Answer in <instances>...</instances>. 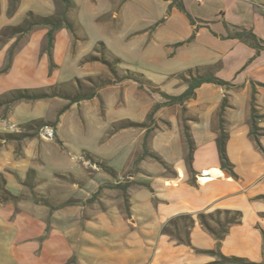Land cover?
<instances>
[{"label":"crops","instance_id":"0c3cea01","mask_svg":"<svg viewBox=\"0 0 264 264\" xmlns=\"http://www.w3.org/2000/svg\"><path fill=\"white\" fill-rule=\"evenodd\" d=\"M72 1L78 11L83 4L94 16L106 12L118 19L131 0ZM148 1L156 10L155 18L141 31L145 34L141 47L155 51L148 56L153 66L139 62L142 67L131 71L146 77L158 91L148 92L137 82L124 80L104 85L93 98L70 107L91 100L102 104V93L111 96L109 91L116 89L121 104L133 111L122 120L141 123L156 103L164 101L161 92L179 95L186 89L176 76L188 69L210 70L230 85L204 83L193 98L159 107L149 126L121 128L111 134L130 147L120 171L106 164L107 156L81 148L77 172L58 175L70 178L71 190L58 179L47 185L50 178L42 168L49 157L61 163L60 154L67 149L59 135L64 112L54 127L50 125L65 99L0 105V195L4 189L16 197L0 199V264H211L219 260L218 254L264 262V47L257 52L227 37L226 28L251 29L264 42V0H181L193 23L170 6L171 0ZM7 9L8 0H0V30L20 25L28 12L52 15L56 4L54 0H19L12 16ZM47 32V26H35L1 40L0 96L16 89L49 92L57 83V68L61 58L72 52L73 38L65 27L55 32L52 59L57 67L49 74L48 55L42 52ZM180 42L185 43L174 46ZM9 51L10 66L3 71ZM84 67L86 76L106 72L95 62ZM253 89L259 115L256 137L250 127ZM224 97L228 104L222 116L225 151L233 174L221 167L216 143ZM30 121L45 125L29 128ZM183 121L194 145L191 169L185 160ZM45 128L52 130L51 138L42 136ZM144 137L149 151L168 169L150 157L139 159ZM225 211L239 212L240 218L227 225L218 245L198 215L212 214L207 220L216 228V220L223 223L232 217ZM180 215L193 219L187 229L189 244L176 239L184 236L182 222L175 225L178 232L175 226H171L173 234L163 230Z\"/></svg>","mask_w":264,"mask_h":264},{"label":"rangeland","instance_id":"374dc122","mask_svg":"<svg viewBox=\"0 0 264 264\" xmlns=\"http://www.w3.org/2000/svg\"><path fill=\"white\" fill-rule=\"evenodd\" d=\"M102 6H104V2L102 5H99V8ZM80 9V11L77 9V11H69L67 14L69 20L76 27L78 40L74 42L73 39L72 52L64 55L63 59L61 58L59 67L57 68L56 84L71 81L70 87L62 88L66 94L87 93L92 86L111 78L108 68L100 62L95 63L104 66L106 72L95 76H86L88 68L84 67V64L94 62H84L83 57L92 53L94 46L99 41L104 43L109 59L112 60L114 57L120 58L121 62L116 65L119 75H123L126 69H130V71L139 70L142 67L139 65V62L153 66L148 56L155 51L146 52L141 47L145 38V34L141 31L150 26L155 18L153 14L156 10L148 0H144L142 3L131 0L122 8L118 19H113L110 16L111 14L106 12H96L97 14L94 16L88 12V9L83 4ZM134 32L139 33L134 34ZM136 74L148 92L158 91L156 85L150 80L139 73ZM75 78L80 80V87L75 82ZM89 78L92 79V82L88 81ZM176 79L182 81L179 76H176ZM52 88L50 87L49 92L54 90ZM109 92L112 94L111 96L107 92L102 93L104 97L103 102L101 101L102 104L100 100L86 101L79 106L73 105L60 116L61 126L59 135L63 139L67 149L64 153L60 154L61 163H57L49 157L42 165L43 170L50 178L48 182L46 181L47 185L55 184V181L53 182L51 179L56 181L58 179L62 183L64 181L71 190L70 178L68 180L63 179L58 177V175L68 177L69 171L77 172L81 164V158L79 157L81 148H87L97 155L107 156L108 161H106V164L120 171L119 168L123 166L130 147L127 143L120 140L119 137H111V134L121 129L117 128L118 124L128 121L122 119L126 118L133 111L130 106L121 104L119 93L116 89ZM143 122L146 123V126H149L152 118L147 121L146 116ZM101 164L96 163V165L103 169L108 168L105 164ZM106 174L110 176V173L107 171Z\"/></svg>","mask_w":264,"mask_h":264},{"label":"trees","instance_id":"16d2710c","mask_svg":"<svg viewBox=\"0 0 264 264\" xmlns=\"http://www.w3.org/2000/svg\"><path fill=\"white\" fill-rule=\"evenodd\" d=\"M56 4V11L54 14L49 15V16H36L32 12H28L26 14V18L24 21L17 26H7L4 27L0 30V42L2 39L5 37H11L15 34H20V33H27L30 31L33 27L35 26H47L48 27V32L46 34V40L45 43L42 47V52L46 53L48 55V60H49V74L52 73L54 69H56V64L54 63L52 59V48H53V42H54V34L57 30H59L61 27H65L70 34L72 35L74 42L75 40H78V36L76 33V27L75 25L69 20L67 17V14L69 11L76 10L77 6L72 0H54ZM19 0H8V9H7V15L12 16L18 7ZM176 6L181 12H183L188 19L193 23L192 17L186 12L185 7L183 5V2L181 0H171V5L170 6ZM60 7V8H59ZM226 28L228 29V34L227 37L230 38H236L251 47L255 48L256 51L258 52L261 48L264 47V42L260 40L259 38L256 37V35L252 32L251 29H246V28H239V27H229L226 25ZM193 36H191L188 40L185 42L191 41ZM185 42H180L175 44V47L183 45ZM12 59V51H9L7 59H6V64L3 68V71L8 69L10 66V62ZM84 62H100L104 64L110 74L111 78L105 80L104 82H100L98 85L92 86L90 91L87 93H77L75 95H68L65 93V91L62 89L63 87H70L71 86V81H66L60 84H54L51 88L54 89L50 92H44L40 90H34V89H16L13 91H10L6 94H3L0 96V105H5L8 107L9 105L13 104L16 101L19 100H37V99H43V98H52V97H60L63 98L67 101V103L59 108L56 112V117L55 119L50 123L53 127L58 123L59 121V116L65 112L69 107L74 104L78 103L82 100H88L96 96L97 94V89L101 86L104 85H109L113 83H119L124 80H132L134 82H137L140 87L143 86L141 83L138 75L130 71L128 69L125 70L123 75H119L117 72L116 65L121 62L120 58L114 57L109 59L107 57V49L102 41H99L96 43V45L93 48L92 53H89L83 57ZM195 71V73H193ZM179 78L182 79V81L186 85V89L179 95H169L164 92H161L160 95L164 99L163 102L156 103L151 111L147 115V121L151 120L153 114L156 112V110L161 107V106H166V105H171V104H176V103H182L190 98H193L195 96V91L196 89L201 86L204 83H214L222 86H228L230 85L227 81H224L218 77H216L210 70H205L202 73L197 72V70H192L188 69L180 74H178ZM88 81L92 82V79H88ZM75 82L78 84V87L81 86V82L78 78H75ZM55 87V88H54ZM57 88V90H55ZM255 90L253 89L252 95H251V100H250V127H251V135L253 137H256L258 135V127L256 125V120L259 117L257 110L255 108ZM228 106L227 104V98L224 97L222 100V103L219 108V125H218V135L216 139L217 143V148H218V153H219V159H220V165L223 169L227 170L231 174L232 172V166L226 156V151H225V145H226V139H227V132L224 127V122H223V113L225 111V108ZM43 122L41 121H30L26 125L29 128H40L43 127L45 124H42ZM146 126V123H136V122H131V121H124L120 122L118 124L117 128H127V127H144ZM182 136L184 143L187 146L188 153L185 157L186 163L188 165V169H191V155L193 151V141L191 138V135L189 133V129L185 121L182 122ZM144 157H150L157 162H159L164 168L168 169V166L161 160V158L150 152L148 147H147V138L144 137L143 143H142V149L141 153L139 154V159H142ZM91 161L94 160L93 157H90ZM99 165L101 164L100 162H96ZM102 165V164H101ZM35 198V196H34ZM0 199L2 200H14L16 199L15 196L11 195L8 193L6 190L2 189V194L0 195ZM44 203H46L44 200H42ZM232 213V217H227L225 218V221L221 223L220 221L216 220L217 227H213L210 222L207 220V218H212L213 215H205V214H199L198 215V220L200 223L210 232L214 235V237L217 240V244L219 245L222 237L226 233L227 230V225L230 223H235L238 222L240 218V213L239 212H229L225 211V214ZM182 222L183 223V233L184 236L181 237L180 235L176 238L179 243H184V244H189V238H188V227H190L193 224V219L192 217L188 215H180L175 219H172L168 222V226L164 227V231L170 234H173L171 231V226H175L177 222ZM174 231L178 232L177 226L174 227ZM219 255V260L211 263V264H218V263H234V264H260V263H253L249 262L246 259L239 258V257H224L221 254ZM264 264V262L262 263Z\"/></svg>","mask_w":264,"mask_h":264},{"label":"built area","instance_id":"2783aa9c","mask_svg":"<svg viewBox=\"0 0 264 264\" xmlns=\"http://www.w3.org/2000/svg\"><path fill=\"white\" fill-rule=\"evenodd\" d=\"M196 1H201V0H196ZM42 136L44 137V138H51L52 136H53V133H52V130L51 129H49V128H45L44 130H43V132H42Z\"/></svg>","mask_w":264,"mask_h":264}]
</instances>
